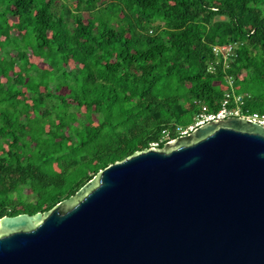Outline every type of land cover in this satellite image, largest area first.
<instances>
[{"label":"trees","instance_id":"16d2710c","mask_svg":"<svg viewBox=\"0 0 264 264\" xmlns=\"http://www.w3.org/2000/svg\"><path fill=\"white\" fill-rule=\"evenodd\" d=\"M228 76L264 114V0H0V219L51 211L218 111Z\"/></svg>","mask_w":264,"mask_h":264},{"label":"water","instance_id":"95a60500","mask_svg":"<svg viewBox=\"0 0 264 264\" xmlns=\"http://www.w3.org/2000/svg\"><path fill=\"white\" fill-rule=\"evenodd\" d=\"M0 264H264V128L206 124L3 217Z\"/></svg>","mask_w":264,"mask_h":264},{"label":"built area","instance_id":"2783aa9c","mask_svg":"<svg viewBox=\"0 0 264 264\" xmlns=\"http://www.w3.org/2000/svg\"><path fill=\"white\" fill-rule=\"evenodd\" d=\"M238 44L216 45L213 48V53L216 57V62L209 68L210 72H214L216 66L223 60V69L229 68V63L233 58H236V49ZM226 91L221 102V107L218 111H209L206 106H201L200 111L195 115L194 121L186 126H176L172 130L165 129L162 131L161 139L151 144V149H158L162 143H171L178 137L188 136L194 133L199 127L205 126L212 122H218L229 118H239L252 123H255L264 128V114L251 113L244 110L245 97L236 95L233 91V79L226 78ZM230 89V90H229ZM155 150V149H154Z\"/></svg>","mask_w":264,"mask_h":264},{"label":"rangeland","instance_id":"374dc122","mask_svg":"<svg viewBox=\"0 0 264 264\" xmlns=\"http://www.w3.org/2000/svg\"><path fill=\"white\" fill-rule=\"evenodd\" d=\"M154 149H155V150H162V149H159V148H158V149L154 148Z\"/></svg>","mask_w":264,"mask_h":264}]
</instances>
